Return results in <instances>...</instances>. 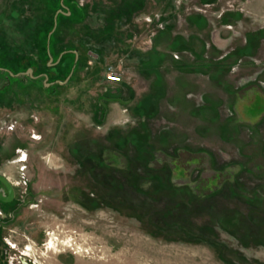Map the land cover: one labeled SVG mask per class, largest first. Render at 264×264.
Segmentation results:
<instances>
[{
  "label": "rangeland",
  "instance_id": "1",
  "mask_svg": "<svg viewBox=\"0 0 264 264\" xmlns=\"http://www.w3.org/2000/svg\"><path fill=\"white\" fill-rule=\"evenodd\" d=\"M0 177V264H264V0H0Z\"/></svg>",
  "mask_w": 264,
  "mask_h": 264
},
{
  "label": "built area",
  "instance_id": "2",
  "mask_svg": "<svg viewBox=\"0 0 264 264\" xmlns=\"http://www.w3.org/2000/svg\"><path fill=\"white\" fill-rule=\"evenodd\" d=\"M106 81L110 84H119L122 82V78L119 74L109 69L107 72Z\"/></svg>",
  "mask_w": 264,
  "mask_h": 264
},
{
  "label": "water",
  "instance_id": "3",
  "mask_svg": "<svg viewBox=\"0 0 264 264\" xmlns=\"http://www.w3.org/2000/svg\"><path fill=\"white\" fill-rule=\"evenodd\" d=\"M52 61V60H51ZM32 70H28L27 71V73L26 74H29L30 76H32ZM14 77H17V76H14ZM59 85H62L63 83H60V82H57ZM0 181L2 182V183H4L5 185H6V187L8 188V190H9V192H10V198L12 199V197H13V192H12V189H11V187H10V185L8 184V182L5 180V179H3L2 177H0ZM0 201L1 202H6L7 200H5V198H3V195L0 193Z\"/></svg>",
  "mask_w": 264,
  "mask_h": 264
},
{
  "label": "trees",
  "instance_id": "4",
  "mask_svg": "<svg viewBox=\"0 0 264 264\" xmlns=\"http://www.w3.org/2000/svg\"><path fill=\"white\" fill-rule=\"evenodd\" d=\"M9 74H10L11 76H13V77L15 76V75H13L12 73H9Z\"/></svg>",
  "mask_w": 264,
  "mask_h": 264
},
{
  "label": "crops",
  "instance_id": "5",
  "mask_svg": "<svg viewBox=\"0 0 264 264\" xmlns=\"http://www.w3.org/2000/svg\"><path fill=\"white\" fill-rule=\"evenodd\" d=\"M163 58H166V57H164V55L162 56Z\"/></svg>",
  "mask_w": 264,
  "mask_h": 264
},
{
  "label": "bare ground",
  "instance_id": "6",
  "mask_svg": "<svg viewBox=\"0 0 264 264\" xmlns=\"http://www.w3.org/2000/svg\"><path fill=\"white\" fill-rule=\"evenodd\" d=\"M52 245V244H51ZM52 247V246H51Z\"/></svg>",
  "mask_w": 264,
  "mask_h": 264
}]
</instances>
